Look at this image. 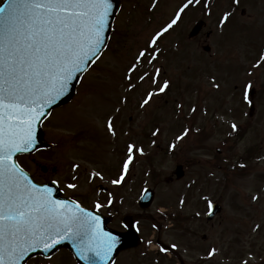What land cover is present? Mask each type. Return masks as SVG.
Instances as JSON below:
<instances>
[{
    "label": "rangeland",
    "instance_id": "rangeland-1",
    "mask_svg": "<svg viewBox=\"0 0 264 264\" xmlns=\"http://www.w3.org/2000/svg\"><path fill=\"white\" fill-rule=\"evenodd\" d=\"M125 1L110 45L82 77L78 93L69 104L54 110L43 124L46 139L53 147L20 156L19 163L38 181L40 166L48 170L60 167L61 172L52 177L65 182L78 165L77 180L71 183L76 187L69 189L71 194L91 190L89 206L95 205L100 196L107 201L121 200V213L134 214L140 234L149 245L137 253L122 254L118 264H181V260L195 264L196 242L201 241L202 233L210 236L207 244H218V264H231L230 258L242 248L245 220L246 232L250 233L249 256H256V226L264 200V101L260 118L247 121L245 93H241L246 84L245 37L236 33L237 28L221 40L213 35L207 39L205 33L214 26L221 11H231V17L240 24V9L246 7L254 15L253 20H258L264 0H251L246 5L234 0V10L228 9L227 0H217V11L216 5L208 3L203 10L206 27L199 42L189 40L185 34L187 21L183 23L177 9L179 0ZM173 19L176 23L168 32L163 31L165 27L159 31L162 37L154 45L157 59L152 64L141 60L136 65L138 71L129 74L127 70L146 42ZM201 44H208L210 52H203ZM156 69H160L159 74ZM145 72L149 77L140 81ZM165 81L169 87L161 93L159 87ZM149 92L155 95L141 108ZM109 119L114 135L108 131ZM232 124L244 125L243 133L226 136ZM186 129L188 134L184 135ZM129 144L143 154L134 152L133 163L117 186L112 180L128 157ZM178 164L183 165L185 175L176 180L173 171ZM97 170L101 172L96 175L99 179L88 181L85 173ZM171 176L173 179L167 180ZM93 183L102 184L109 193L94 192ZM145 187L154 190V200L149 208L140 209L136 199ZM183 194L185 203H181ZM254 196L257 199L253 200ZM213 201L221 204V224L210 229L200 220H193L190 226L197 236L191 231L184 248L178 217L192 212L204 217ZM161 244L168 247L162 254L158 250ZM28 264L76 262L71 254L60 251L47 261L34 258Z\"/></svg>",
    "mask_w": 264,
    "mask_h": 264
},
{
    "label": "snow or ice",
    "instance_id": "snow-or-ice-1",
    "mask_svg": "<svg viewBox=\"0 0 264 264\" xmlns=\"http://www.w3.org/2000/svg\"><path fill=\"white\" fill-rule=\"evenodd\" d=\"M192 2L188 0L183 7ZM110 8L111 0H6L0 7V264H27L32 251L41 246L48 251L65 240L72 242L86 264H111L118 241L101 227L100 216L79 203L55 199L50 188L37 185L17 163L20 154L32 152L36 131L52 106L66 95L73 80L100 58ZM229 16L226 12L222 23ZM175 23L173 19L163 31ZM160 35L157 32L146 42L127 70L129 74L138 71L136 65L141 60L152 64L157 59L154 45ZM155 71L159 74L160 69ZM149 75L145 72L139 80L145 81ZM152 82L156 83L155 77ZM168 87L165 81L159 92ZM252 87L251 82L244 85L246 100ZM154 95L147 93L140 107ZM107 127L114 135L111 119ZM231 129L235 132L237 126L232 124ZM127 149L124 172L133 163L134 152L143 154L133 144ZM123 179L119 175L112 184L118 185ZM102 206L95 204L97 210ZM214 254L215 249L208 255Z\"/></svg>",
    "mask_w": 264,
    "mask_h": 264
},
{
    "label": "flooded vegetation",
    "instance_id": "flooded-vegetation-1",
    "mask_svg": "<svg viewBox=\"0 0 264 264\" xmlns=\"http://www.w3.org/2000/svg\"><path fill=\"white\" fill-rule=\"evenodd\" d=\"M160 1V0H157ZM245 5L247 2L251 3V0H242ZM122 6L125 5V0H121ZM180 2V13L183 23L187 21V29L185 31V34H187V38L191 41L199 42L201 37L203 36V29L206 27V25L200 30V32L192 37L189 38L188 34L192 27L199 22L200 20H203V10H204V0H199L197 3L196 0H193L191 4L188 5V7L184 8L183 6L188 2V0H179ZM206 3H213V6H215L216 11L218 10L219 4L217 0H206ZM134 5L137 6V3H134ZM227 5L229 6L228 9L231 8V10L235 9L234 6V0H227ZM181 9H183L181 11ZM227 13L230 14L229 18L227 20H224L222 23V19L224 17V11H221L216 17L214 26L209 30L210 36H217L218 38H222V36H229L227 35L228 31L235 32L242 34L243 37H245L244 43H246V84L249 82L252 83L253 87L248 93V100H246V116L247 121H254L256 118L259 119L261 115L260 107L263 105L264 101V59H261L264 57V7L260 9L259 14L261 15L258 20H253L252 16L253 14L249 13L246 10V7H242L240 9V13L242 15V23H238L237 21H234V18L232 16V12L228 11ZM168 32V31H167ZM166 33V32H165ZM206 35V34H205ZM202 44L200 47L202 48ZM259 64V67H253V65ZM251 73V75L249 74ZM219 98L218 100H220ZM220 105V104H219ZM246 125V123H245ZM232 133V129L229 128L226 132V136L230 135ZM41 167V174H40V181L41 183H46L50 181H56L59 185L60 189L63 192V195L66 197H72L79 201L82 205L92 208L87 204V200L89 199L91 195V190L82 193V194H71L69 191L68 185L72 182H76L77 174L76 169L78 168V165L74 166L72 169V175L68 176L66 181H62L61 179H57L52 177L53 175H57L61 172L60 167H52L50 170H48L47 167L40 166ZM55 168V169H54ZM94 173H99L100 176L101 172L97 171H88L87 174L89 181L94 180L95 178H98L96 175H93ZM112 175V174H111ZM75 177V179H73ZM99 179V178H98ZM100 183H93V191H97V186ZM264 190V187H262ZM99 193L106 194L109 193V191H100ZM184 195H182V198L184 199L183 202L185 203ZM99 203H101L103 206L101 207L102 213L105 216H112V221L110 222L109 226L113 229H116L118 231H123V225H122V219L124 216V213H121V200L117 199V201H114L112 203H109L107 199H103L102 196H100L99 199H97ZM118 205V206H117ZM220 211L212 220H207L203 215H198L197 213H184L179 216V222H180V231H181V237H182V246L184 248H187V235L193 232L194 229L190 225L194 222H198L199 220L203 223V225L207 228L213 229L216 225L221 224L220 220ZM130 214V213H125ZM132 217V220L134 222L137 221V219L134 217V214H130ZM203 218V219H200ZM243 236H242V248L241 250L238 249V251L234 254L235 257H231V264H244L246 261L247 264H264V200L262 201L261 211H260V220H259V237H258V254L256 256L250 257L251 254L250 249V233L246 232V220L243 221ZM194 235H196V232H193ZM197 236V235H196ZM155 238V237H153ZM201 241L196 242L197 246V252L198 256L195 259V264H218V244L215 242H212L210 244H207V242L210 241V236L206 235L205 233L200 234ZM157 244H160L159 240L156 241ZM145 245V246H144ZM149 243L143 241L138 247L124 250L120 252L115 259L113 264H118L119 258L122 254L128 253V252H138L139 249L146 247L148 249ZM164 248L167 249V247L164 244ZM158 249H160V246H158ZM215 249V254L212 257H209V252L211 250ZM181 264H184L183 261H180ZM230 264V262H229Z\"/></svg>",
    "mask_w": 264,
    "mask_h": 264
},
{
    "label": "water",
    "instance_id": "water-1",
    "mask_svg": "<svg viewBox=\"0 0 264 264\" xmlns=\"http://www.w3.org/2000/svg\"><path fill=\"white\" fill-rule=\"evenodd\" d=\"M6 3V0H3V2L0 4V7H3L4 4ZM119 5H120V2L119 0H111V8L109 9V16L107 17V27L105 29V36H106V44H107V41H108V38H109V35H110V32H111V28H112V22H113V19H114V16L116 15L117 11H118V8H119ZM201 27V23L200 24H197L195 26V28L193 29V31L191 32L190 36H193L195 35L199 29ZM106 44L104 45V48L106 47ZM205 49H208L207 47ZM82 74L79 75V78L78 79H75L73 80L72 82V86L70 87V89L67 91L66 95L62 96L53 106L52 108L54 107H57V106H60V105H63L65 103H67L68 101H70V99L72 98V96L74 95L75 93V90H76V85L80 79ZM51 108V109H52ZM50 109V110H51ZM50 112V111H49ZM44 119V118H43ZM42 119V120H43ZM41 120V122H42ZM41 122H40V126L39 128L37 129L36 131V140H35V146L32 150V152H34L36 149L38 148H42V147H45V146H49L48 143H46L44 140H43V132L41 130ZM31 152V153H32ZM175 174H176V177L179 178L182 176L183 174V171H182V167L181 166H177L176 167V171H175ZM29 175V174H28ZM30 177V175H29ZM31 178V177H30ZM41 186V185H40ZM51 190L53 191V197L55 199H59V200H65V199H62L59 197V192L56 190V188L54 187V190H53V186H51ZM153 199V191L151 189H145L142 196L139 198L138 200V203L139 205L142 207V208H145V207H148L151 203ZM67 201V200H66ZM219 210L218 206H215L212 213L210 214L209 217H211L215 212H217ZM89 211H92V210H89ZM94 214L96 215H99L97 212L95 211H92ZM100 216V215H99ZM103 229L107 232H110L111 234H113L116 238H117V241L118 243L116 244V247L115 249L112 251L111 253V261L114 259V257L116 256V254L123 248H126V247H129V246H132V245H135L138 243V238H137V235L136 233L134 232V230H132L133 228H131L130 225H128V232L126 233H117V232H114V231H111L109 230L108 228L105 227V225L103 224ZM61 247H66L68 248L69 250L72 251V253L74 254V257L76 258V260L78 261L79 264H86L85 261L81 260L79 258V256L77 255V250L76 248H74L73 244L71 241L69 240H65L63 241L62 243L56 245L55 248H52L48 251H45L43 246H41L40 248H37L36 250L32 251L30 253V257L34 256V255H37V254H40V255H43L45 257H49L51 256L53 253H55L58 249H60ZM29 257V258H30ZM29 258H26L27 260Z\"/></svg>",
    "mask_w": 264,
    "mask_h": 264
}]
</instances>
